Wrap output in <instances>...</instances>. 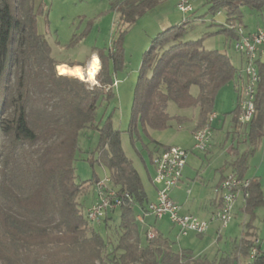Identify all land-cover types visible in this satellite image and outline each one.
<instances>
[{
    "label": "trees",
    "instance_id": "1",
    "mask_svg": "<svg viewBox=\"0 0 264 264\" xmlns=\"http://www.w3.org/2000/svg\"><path fill=\"white\" fill-rule=\"evenodd\" d=\"M36 1L0 0V264H243L248 260L255 211L264 206L258 181L250 180L242 208L248 221L229 255L210 261L205 256L193 257L187 250L174 252L173 243L159 233L155 239L146 238L148 229H141L135 213L138 208L143 217L150 202L140 176L122 150L120 132L112 127L110 115L96 122L97 110L114 99L123 28L167 0H116L112 4L122 28L108 54L98 52L101 67L97 85L91 88L76 76L56 74L60 64L51 57L45 36L37 31L44 7ZM203 1L206 14L224 11L227 21L241 24L243 8L264 17V0ZM189 22L185 19L158 33L144 52L133 93L130 132L136 123L147 132L187 122L185 117L167 113L170 102L180 110H198L194 131L200 130L209 124L220 90L236 79L238 70L229 57L207 50L203 42L216 34L234 41L237 34L222 24L214 33L185 40ZM257 68L254 116L246 133L250 149L232 164L241 179L248 159L264 143V65ZM194 87L196 95L191 93ZM230 114L239 124L238 104ZM87 130L98 133L87 162L105 168L111 186L129 196L116 210V240L109 233L103 237L95 228L102 225L105 232L110 230L113 218L109 213L92 224L79 201L90 183L94 182L95 189L98 181L93 174L90 182H78L75 175L79 134ZM149 155L152 164L154 151ZM253 263L264 264V255L259 253Z\"/></svg>",
    "mask_w": 264,
    "mask_h": 264
},
{
    "label": "rangeland",
    "instance_id": "2",
    "mask_svg": "<svg viewBox=\"0 0 264 264\" xmlns=\"http://www.w3.org/2000/svg\"><path fill=\"white\" fill-rule=\"evenodd\" d=\"M116 0H37L41 2L44 7V12L37 18V31L39 34L44 35L51 47V57L56 64L60 65H79L81 69L76 70L80 72L79 75L69 74V76L81 82H84L89 88L96 86V75L94 81H86L85 72L88 67L91 55L97 56L98 52L107 55L108 50L113 48L114 42L118 39V32L122 26L118 24V15L111 8ZM170 6L173 12L179 17L182 14L178 12L176 5L174 9V2L170 1ZM159 10V9H158ZM145 14L139 18L136 23L129 27H124L126 30L122 40V57L121 66L115 72L114 80L116 81L113 87L114 99L107 105H103L97 110L96 122L99 123L110 115V120L114 130L120 132V142L125 156L132 162L134 169L138 172L143 186L147 193L150 194V181L147 176V171L152 173L153 169L150 164V152H153L155 147L162 145H173L186 150L185 145L190 143L189 130L197 121L196 109H178L174 103L170 102L167 106V113L170 116H181L187 119V122L181 125L182 129H178L174 124L173 127L164 131H147L144 132L139 123L135 124V128L130 132L129 124L131 120V106L133 100L134 88L137 82L138 71L141 66L142 56L148 50L150 42L153 37L158 33L160 28L157 23V16L159 13ZM200 14L195 19L190 20L188 23L189 30L185 40H197L206 33H214L219 29V25L226 22L225 12L221 11L212 16L206 14L205 8H199ZM243 24L248 28L253 27L255 21L251 15V11L247 8L242 9ZM156 19V20H155ZM183 22V19H182ZM181 22V23H182ZM213 22L214 25H210ZM215 22V23H214ZM177 23V22H175ZM175 25V24H174ZM234 42V41H232ZM229 40L223 34H216L207 37L203 45L207 50H217L225 53L234 67L239 66L238 56L228 46ZM100 63V61H99ZM59 65V66H60ZM110 70L113 72L112 63ZM101 67V64H100ZM71 68V67H70ZM72 69V68H71ZM100 70V68H99ZM56 74L60 75L57 67ZM83 76V77H82ZM85 78V79H84ZM84 79V80H83ZM191 93L197 94V88H192ZM235 92L231 86H225L218 93L214 102V111L217 114H225L234 107ZM196 126V124H195ZM184 140V141H183ZM98 142V133L95 130L83 131L79 134L78 138V151L76 154L75 162V175L78 182H90L94 176L98 180H102L107 176L109 179V172L94 164L91 166L87 162V158L91 152L94 151ZM191 141V145H192ZM94 155V160H96ZM191 155L187 157L189 161ZM257 160L260 161L261 156L257 155ZM111 186V185H110ZM180 186V185H178ZM112 187V186H111ZM176 188V189H175ZM173 194L174 200L187 210L193 200H185L197 193L196 190L201 188V185L196 182L194 185L175 187ZM112 190L117 189L112 187ZM173 190V189H172ZM180 190V191H179ZM189 190L191 194L187 195L186 191ZM95 200L94 182L88 186L85 194H83L79 201L82 203L85 211L92 205ZM188 201V202H187ZM196 201V200H195ZM136 216H140V210L135 209ZM236 213V212H235ZM87 214V213H86ZM146 223H152L154 220L150 215L145 213ZM119 211H114L112 215L113 221L109 222L110 230L105 232L102 225L95 226L103 237L109 233L111 239L116 240L118 233H116V225L118 224ZM244 216L242 213L231 216L229 223L224 229H220L217 223L209 224L206 232L207 236L203 238L194 237V254L205 256L207 259L212 260L218 254V250L223 251L226 249V244L231 239H239L241 237V222ZM141 225V229H147V226ZM151 229L157 228L154 224H150ZM156 225H159V221ZM218 225L220 229V240L215 238L214 227ZM190 237H179L176 241V249L191 244ZM144 231L140 232V239L144 241ZM192 248V247H191Z\"/></svg>",
    "mask_w": 264,
    "mask_h": 264
},
{
    "label": "crops",
    "instance_id": "3",
    "mask_svg": "<svg viewBox=\"0 0 264 264\" xmlns=\"http://www.w3.org/2000/svg\"><path fill=\"white\" fill-rule=\"evenodd\" d=\"M170 1L174 2L173 7L175 9L177 0H167V1L161 2L157 7H155L153 10L147 13V14H152L158 11L157 13H159V15L157 16L156 14V17H155L157 19V20L155 19L158 23L157 25L160 28L159 29L160 31L158 33L172 26L180 24L182 22V19L183 20L195 19L197 16L200 15L198 13V10L200 7L206 9V7L203 6V2H204L203 0H194L192 4L193 6L192 13L186 14V15L182 14V16L180 15L178 17L173 12V8L170 6ZM221 14L222 13H219V15ZM251 15L253 16L255 24L253 25V27L248 28V26L243 24V21H242L241 25L244 31L246 33H252L259 29L264 30V17L260 16L259 14L253 13V12H251ZM158 33H156V35ZM228 46L229 48L233 50L232 41L229 40ZM237 56H238V62H239V66L235 67L238 70L237 77L232 83L227 85V86H231L235 92L234 107L233 109H231V111L225 114H220V115L217 114L216 111H214L215 109H213L212 114H214V116H209L210 120L208 124L210 125V128H211V141L209 144V148L205 153H198V152L190 153L191 157L189 161L187 162V164L185 165L181 180L178 183V185H180L181 187L184 185L187 187L189 185L195 186L196 182H198L201 185V188L196 190L197 193H195L194 196L188 199H185L189 201L193 200L191 203H189L190 208L187 207V210H184V208L182 207L183 205H180L179 203L174 201V200H180V198L174 199V197L172 196L174 188L173 190H171L172 193L170 195V198L181 207V212L183 214L194 215L201 220L208 221L210 219L211 214L218 207V204H219L218 198L214 194V191H213L214 188L219 185V183L223 180V178L226 175L232 172L235 173L233 170L232 164L236 161V159L239 156H242L247 150L250 149L248 142L246 140V136H247L246 133H247L248 126H241L239 124H236L233 121V115L230 114L234 110V108L236 107V105L238 104L241 98L242 87H243V85H241L242 82L240 81L238 77H239V71L244 67V60L239 54H237ZM195 124L189 130L190 143L185 145V147L187 148L186 150H189V151H191V148H192L191 141L193 143L192 134L194 132ZM174 125L178 129H182L181 126H177L176 124ZM170 146H173V145H170ZM170 146L162 145L159 143V148L157 147L156 149L153 150L154 155L160 152L162 148H166ZM257 155L261 156L262 159L260 161L257 160L256 158ZM152 169H153V166H152ZM146 172H147L148 179L150 181L151 188H150V194L147 193L146 190L145 192L148 196L149 201L152 202L156 198V192L151 182L152 177L154 175V170L152 171V173L147 170ZM244 179L258 181L261 187L263 197H264V143H260L257 146L253 155L248 159L247 169L244 175ZM178 185L176 187H180ZM186 194L189 195L191 193L189 190H187ZM243 205L244 203L242 202V200L238 199L233 209V218L235 215H237V213H242V215L244 216L240 224L241 225V237L239 239L229 240L228 243L226 244V249H224L223 251L218 250V254L214 257V259L212 258V260L210 261L217 260L218 258L222 256L229 255L233 249V245L237 244V242L243 237L244 224L248 221V216H246L242 212ZM113 214L114 212L109 213V216L112 217ZM139 218L140 216H137V220H139ZM145 218H147V215H143L142 217L143 223L145 226H147V229L152 227L150 225L152 223L154 224V226H157V228H155L154 230L173 243L172 249L174 252H179L181 250H187L192 253L193 257H200V255H195L193 253L194 243L192 244V241L194 237L203 238V237H206L208 233L202 236H197L195 234H189L185 237H190V235L191 236L193 235V237L190 238L191 244L187 243L188 245H185L184 247H180L176 249L175 243L176 241H178L179 237L181 236H178L177 231L170 225L168 220L166 218L159 220V225H156L158 221L153 220L152 223L149 222L147 224ZM211 224L212 223H210V225ZM214 230H215V234H214L215 238L220 240L221 235L219 233L220 229L218 225L214 227ZM253 234H254L253 242L255 243L256 241L257 242L259 241V245H258L259 252L261 255H264V206L258 208L255 211V217L253 221ZM245 261L243 264H245Z\"/></svg>",
    "mask_w": 264,
    "mask_h": 264
},
{
    "label": "built area",
    "instance_id": "4",
    "mask_svg": "<svg viewBox=\"0 0 264 264\" xmlns=\"http://www.w3.org/2000/svg\"><path fill=\"white\" fill-rule=\"evenodd\" d=\"M194 0H177L176 8L183 15L193 11ZM218 12L217 14H219ZM224 26L238 29V42H232L233 50L244 60V67L239 71V79L244 89V104H238V114H244L249 125L254 116V102L256 87L259 82L258 64L260 56L264 54V30L259 29L252 33H246L238 22L227 21ZM116 82H114L115 86ZM209 116H214L210 114ZM193 144L191 151L176 146H170L156 153L152 159L154 175L152 185L156 192L154 201L146 206V213L155 221L166 218L170 225L177 231L178 236L185 237L189 234L197 236L205 235L210 223H217L220 229H224L226 216L233 215L236 201L241 199L245 203L248 198V187L250 180L238 178L235 173H229L218 186L214 188V194L218 198V207L211 214L208 221L201 220L191 214H183L181 207L170 198V191L175 188L181 180L187 157L191 152L205 153L211 141L210 125H205L192 134ZM111 183L104 179L95 184V200L86 210L92 224H97L108 214L118 210L124 199L129 198L127 194L120 195L118 191L112 190ZM139 222H143L142 217ZM157 232L149 228L146 233L148 240L155 239ZM258 243H253L254 260L259 255Z\"/></svg>",
    "mask_w": 264,
    "mask_h": 264
},
{
    "label": "bare ground",
    "instance_id": "5",
    "mask_svg": "<svg viewBox=\"0 0 264 264\" xmlns=\"http://www.w3.org/2000/svg\"><path fill=\"white\" fill-rule=\"evenodd\" d=\"M230 29L233 30L238 36V29L237 28H230ZM234 42H238V38L236 40H234ZM260 63L262 65H264V54H262L260 56ZM99 68H100L99 59L97 58V56L95 54L91 55L87 70L85 72L86 81H94L95 75L98 73ZM57 70H58L60 75H69V74H74V75H79V76L81 75L79 71L71 69L70 67H68L66 65L57 66ZM238 104H244V89H243V87H242L241 98H240ZM238 123L241 126H247L248 125L247 120H245V118H244V114H238ZM107 181H108V179H107ZM231 216L232 215L226 216V223H224V228L229 223ZM87 217H88V213H87ZM88 220L90 222H92V219L88 218ZM255 243H258V242L256 241ZM252 258H253V249H251V251H250L249 258H248L246 264H252Z\"/></svg>",
    "mask_w": 264,
    "mask_h": 264
}]
</instances>
